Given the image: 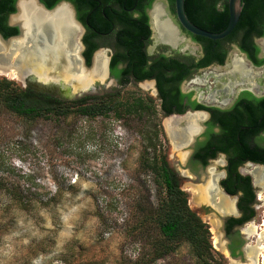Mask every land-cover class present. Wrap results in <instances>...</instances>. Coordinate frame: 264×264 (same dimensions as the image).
I'll return each mask as SVG.
<instances>
[{"label":"flooded vegetation","instance_id":"obj_1","mask_svg":"<svg viewBox=\"0 0 264 264\" xmlns=\"http://www.w3.org/2000/svg\"><path fill=\"white\" fill-rule=\"evenodd\" d=\"M31 1L36 5L34 0ZM92 1L96 4L92 5ZM126 1L119 5L114 0H83L78 11L75 0H57L52 7L67 6L70 15L73 14L80 23L75 24L78 27L77 58L81 68L89 69L95 54L102 53L104 75L74 90L72 84L60 80L64 62L58 58L50 63L49 76L60 81L54 82L50 77L40 87L35 85L38 83L36 79L29 77L24 87L67 103L100 102L110 98L114 106L118 105V97L125 87L144 89V95L130 91L127 98L131 104L142 100V114L151 111L163 118L160 134L162 131L166 136L173 165L168 164L167 155L159 149L158 156L170 178L188 194V205V187L181 188L182 183L200 190L210 179L215 191L232 202L228 211L218 209L214 205L215 199L209 197L193 201L203 214L212 215L214 221L206 223L209 238L213 240L212 248L230 264H264V200L261 197L264 186L257 181L254 172L264 173V61L253 62L240 47L239 38L233 41L222 38L216 47L222 61L213 58L207 62L208 41H199L197 35L181 26L174 2L135 0L126 6ZM17 2L14 0L15 8ZM38 2L46 7L41 0ZM106 10L111 14H106ZM155 11L158 12L157 20L170 28L172 38L162 36L154 28ZM12 13L7 14L5 24L16 27L14 35H17L18 26L10 23ZM93 14L99 23L109 25V29H96L92 23ZM134 33L139 37L133 39ZM0 35L3 36L1 32ZM250 42L257 48L256 59L264 58V32L251 35ZM235 57L241 59L250 76L245 78L238 72H230ZM172 73L179 74L180 78L167 80ZM171 86L175 87V95L166 94ZM169 119L178 120L173 142L169 137L172 127L166 125ZM152 130L159 134L155 126ZM214 235L217 245L214 244Z\"/></svg>","mask_w":264,"mask_h":264},{"label":"rangeland","instance_id":"obj_2","mask_svg":"<svg viewBox=\"0 0 264 264\" xmlns=\"http://www.w3.org/2000/svg\"><path fill=\"white\" fill-rule=\"evenodd\" d=\"M0 78L24 87L23 81L3 75ZM130 91L145 94L144 89L125 87L118 97V109H122L121 104L130 103L127 98ZM150 112L141 115L123 112L119 117L109 112L93 119L68 116L63 120L29 121L0 107V194L8 197L5 188L10 186L22 194L54 193L58 187L59 193L53 200L47 204L40 202L43 206L59 208L67 195L72 202L69 212L85 207L89 209L85 216H94L99 222L98 227L92 226L96 228L93 235L73 238L65 246L66 251L58 257L63 264H197L186 242L165 256L150 258L161 238L147 215L165 196L153 173L142 167L143 159L151 155L147 137L154 126L159 130L157 149L167 155L170 166L174 161L170 158L165 134L162 131L160 134L163 118ZM69 132L73 133L69 135ZM188 186L182 183L181 188ZM194 200L189 193L191 209L203 222L212 223V215L203 214ZM21 208L30 212L32 203ZM14 223L10 221L9 227H14ZM55 243V232H52L30 255L47 254ZM208 261L209 264H230L214 248ZM12 264H31V260L14 258Z\"/></svg>","mask_w":264,"mask_h":264},{"label":"trees","instance_id":"obj_3","mask_svg":"<svg viewBox=\"0 0 264 264\" xmlns=\"http://www.w3.org/2000/svg\"><path fill=\"white\" fill-rule=\"evenodd\" d=\"M41 1L47 8H51L57 0ZM114 1L119 5L124 3V0ZM134 1L127 0L125 5H132ZM169 1L172 4L174 2V0ZM208 1L209 4L206 5V0H184L185 13L195 25L211 32H219L227 24V0ZM75 2L78 11H80L79 8L83 0H75ZM242 2V10L236 25L223 39L233 41L239 38L240 47L248 53L253 62L258 64L263 62L264 58L256 59L255 52L257 48L250 42V37L253 34L261 35L264 32V0H242ZM95 4L92 1V5ZM14 11V0H0V32L4 37L17 33L16 27H9L5 24L7 14ZM105 13L109 15L111 11L106 10ZM78 17L82 19L80 14H78ZM94 18L92 23L96 29L101 31L109 29V25L97 21V16ZM133 35V39L139 37L138 33ZM196 38L199 41H208L206 45L207 62H210L213 58L222 61L221 53L217 54L216 52L217 43L221 39L213 40L202 36H196ZM177 78H180V75L172 73L167 80ZM159 88L162 92L164 91L161 83H159ZM174 88V86H171L166 94L170 93L169 95H173L175 93ZM117 106H114V102L110 98L102 99L100 102L93 100L88 103L78 101L67 103L43 92H38L33 88L21 87L11 80L0 78V107L18 118L29 121L39 118L63 120L68 116H81L93 119L98 115L105 116L109 112H113L117 117L124 113L142 114L143 103L141 99L132 104H121L122 109H118ZM166 109L170 110L167 107ZM72 133L69 132V135ZM157 136L158 132L155 130L151 129L148 133V145L152 151L151 155H146L142 161L144 170H149L153 173L154 178L164 188L165 192V196L159 200L156 208L147 215L149 221L156 225L161 238V243L153 249L154 251L150 258L155 260L165 256L174 251L181 243L186 242L191 247L197 264H209L208 256L212 248L208 226L189 207L188 194L180 189L173 179L170 178L165 165L158 156L156 147ZM15 190L16 188L12 189L11 186L5 188L7 196L24 208L29 207L36 199H39L42 204H47L59 193L58 187L55 188L54 193L46 191L44 194H36L35 192L22 194L21 190Z\"/></svg>","mask_w":264,"mask_h":264},{"label":"bare ground","instance_id":"obj_4","mask_svg":"<svg viewBox=\"0 0 264 264\" xmlns=\"http://www.w3.org/2000/svg\"><path fill=\"white\" fill-rule=\"evenodd\" d=\"M20 5V13L14 15L12 20L20 22L23 28L28 31L32 29L31 46L22 49V46L18 44L10 54H7L0 46L4 52L3 55L0 56V75L22 81V77L25 74L33 73L35 76L46 81L51 77L54 82L62 80L65 84H72L74 90L81 89L91 79L101 78L104 75V59L102 53L95 54L93 64L89 69L83 70L81 68V64L77 58L78 46L76 44V36L78 34V27L72 21L67 6L59 5L53 13L47 14L42 12L31 0H27L26 2L22 1ZM157 14L158 12L155 11L153 19L154 28L160 34H163L162 36L172 38L170 28L165 22L157 20ZM42 41H44V44H41ZM58 58L64 62L62 66V79L60 80L52 77V75L49 76V74H51L50 63ZM5 60L8 61L5 62ZM230 72H238L241 77L245 78L250 76L244 63L237 57L232 61V69ZM190 118H194V116H190ZM177 122V119H169L166 122V125L172 127L169 133L172 142L177 136V131L175 129ZM254 172L257 181L264 186V173H261L259 170H255ZM188 191L190 195H192V200L200 198L206 200V198L209 197L210 199H215L214 205L218 209H226L229 211V209L232 208V202L220 192L215 191V186L211 179L207 180L200 190L190 185L188 186ZM261 197L264 200V194H262ZM213 227L214 224L211 230H213ZM213 239L214 244L217 245V238L215 235Z\"/></svg>","mask_w":264,"mask_h":264},{"label":"clouds","instance_id":"obj_5","mask_svg":"<svg viewBox=\"0 0 264 264\" xmlns=\"http://www.w3.org/2000/svg\"><path fill=\"white\" fill-rule=\"evenodd\" d=\"M65 203L53 210L52 206L45 207L38 201L32 202V210L25 212L10 198L0 194V264H12L13 259L26 258L31 264H63L58 257L66 251V245L73 238H88L99 226L94 216H85L88 208L68 211L71 201L64 196ZM39 217L41 219H37ZM14 221V227L9 222ZM59 225V228H57ZM77 229H79L77 231ZM55 232L56 243L49 247L47 254L35 251L38 244ZM46 246V245H42Z\"/></svg>","mask_w":264,"mask_h":264},{"label":"water","instance_id":"obj_6","mask_svg":"<svg viewBox=\"0 0 264 264\" xmlns=\"http://www.w3.org/2000/svg\"><path fill=\"white\" fill-rule=\"evenodd\" d=\"M26 2V0H18L17 4H16V8H15V12H13L10 15V23L12 24H16L18 26V34L17 35H13V36H9L7 38H4L3 36L0 35V46L1 48L7 52V54L12 53V51H14L16 45L20 44L22 46V49H26L29 48L31 46V42L30 40L32 39L31 35L33 34V32L30 30H26L25 28H23V26L21 25L20 22H16L14 20H12V17L14 15H18L21 11V5L20 2ZM36 2V5L38 6V8L47 14H51L53 13V11L56 9L57 6L52 7V8H46L44 7L42 4H40L38 2V0H34ZM242 5L243 2L242 0H227V9H228V20H227V24L226 26L219 32H211L208 30H205L197 25H195L194 23H192L189 18L187 17L186 13H185V9H184V0H174V7H175V14L176 17L179 21V23L181 24V26L188 31L189 33L193 34V35H197V36H202V37H206L209 39H222L225 36H227L231 30L234 28V26L236 25L238 18L240 16L241 10H242ZM71 19L74 23H76L77 25H80V23L75 19L74 15L71 14ZM3 46V47H2ZM0 48V56L3 55V50ZM8 60H5V62H7ZM32 77L33 79H36L38 81V83H36V86H44L47 81L43 80L41 78H39L38 76L33 75L32 73L30 74H25L22 77V81L26 82L27 78Z\"/></svg>","mask_w":264,"mask_h":264}]
</instances>
